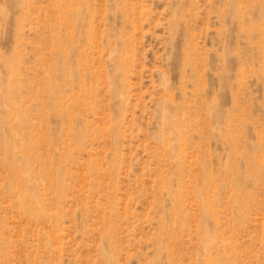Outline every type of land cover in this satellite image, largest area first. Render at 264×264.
<instances>
[{"label":"rangeland","instance_id":"374dc122","mask_svg":"<svg viewBox=\"0 0 264 264\" xmlns=\"http://www.w3.org/2000/svg\"><path fill=\"white\" fill-rule=\"evenodd\" d=\"M0 264H264V0H0Z\"/></svg>","mask_w":264,"mask_h":264}]
</instances>
